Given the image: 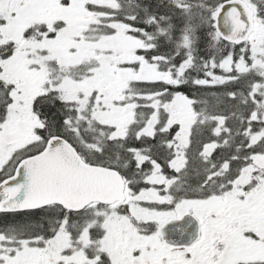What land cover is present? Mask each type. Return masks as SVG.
Returning <instances> with one entry per match:
<instances>
[{"label":"snow or ice","instance_id":"snow-or-ice-1","mask_svg":"<svg viewBox=\"0 0 264 264\" xmlns=\"http://www.w3.org/2000/svg\"><path fill=\"white\" fill-rule=\"evenodd\" d=\"M0 213V264H264V0H0Z\"/></svg>","mask_w":264,"mask_h":264},{"label":"trees","instance_id":"trees-1","mask_svg":"<svg viewBox=\"0 0 264 264\" xmlns=\"http://www.w3.org/2000/svg\"><path fill=\"white\" fill-rule=\"evenodd\" d=\"M142 2L156 3V0H142ZM176 23L179 22L177 21ZM199 55L202 57H207L211 55V49L209 48V45L206 41L201 43L199 47ZM192 75L193 77H195L196 73H193ZM200 75L202 77L203 74L201 73ZM225 88L226 86H221V85L208 86V87H201L196 85H183L179 89H177V91L181 92L184 95H187L189 98L207 101L209 111L211 112H215L217 114H229L231 101L229 98L223 95L225 92ZM227 123L231 124V121L229 120ZM209 135L211 134L205 131L203 134V138L206 139ZM149 143H155V142L149 141ZM134 146L143 147V145H141L139 141H136L134 143ZM217 151H219V149ZM160 162L163 163L162 160ZM166 172L171 173V170L166 169ZM23 219H27V217H22L21 214L19 213H11V214L0 213V225H3L5 223L18 222ZM36 219L39 218H34V222Z\"/></svg>","mask_w":264,"mask_h":264},{"label":"rangeland","instance_id":"rangeland-1","mask_svg":"<svg viewBox=\"0 0 264 264\" xmlns=\"http://www.w3.org/2000/svg\"><path fill=\"white\" fill-rule=\"evenodd\" d=\"M220 71H221V70L217 69V70H216L217 74H220ZM3 214H5V213H3Z\"/></svg>","mask_w":264,"mask_h":264}]
</instances>
